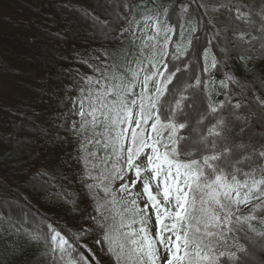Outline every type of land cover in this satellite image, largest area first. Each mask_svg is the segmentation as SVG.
<instances>
[{
  "label": "snow or ice",
  "instance_id": "1",
  "mask_svg": "<svg viewBox=\"0 0 264 264\" xmlns=\"http://www.w3.org/2000/svg\"><path fill=\"white\" fill-rule=\"evenodd\" d=\"M123 7L129 10L126 2ZM178 7L181 41L171 57L181 61L183 68L179 64L170 67L165 59L175 30L170 23L175 7L161 10L157 5L154 14L144 17L143 31L146 34L150 29L152 34L142 41L140 58L129 61L135 67L111 76L101 73L107 83L87 77V96L82 89L78 98V131L91 125L93 139L105 137L104 147L111 148L106 157L112 160L111 178L124 179L125 170L117 166L122 153L127 169L134 170V177L118 191L131 196V189L142 183L135 197L147 201L141 207L136 198L125 200L131 207L121 212L115 192L105 186L103 192L111 194L112 200L98 205L96 211L101 215V209L111 203L113 215L96 221L100 229L96 244L114 264H264V133L259 138L251 133L255 124L264 127V79L259 80V89L255 82H242L229 72L215 79V72L227 66L233 51L240 53L238 58L246 68L252 57L244 53L253 44H259L264 57V7L257 12L241 0H200L197 7L206 20L199 11H190L187 0ZM84 15L101 29L107 24L87 10ZM115 15L123 19L119 12ZM204 24L211 29L208 46L202 51L203 66L193 71L182 57L193 40L199 39L195 33ZM185 32L189 33L186 42ZM214 48L224 59L213 54ZM220 95L222 100L213 99ZM100 127L103 132L96 131ZM87 187L91 190L94 185ZM149 205L155 215L154 236L148 227ZM134 224L139 227L133 228ZM22 233L30 244L43 245L35 264H89L85 256H73L77 248H87L82 240L88 229L62 234L49 223L47 232L23 228Z\"/></svg>",
  "mask_w": 264,
  "mask_h": 264
},
{
  "label": "trees",
  "instance_id": "2",
  "mask_svg": "<svg viewBox=\"0 0 264 264\" xmlns=\"http://www.w3.org/2000/svg\"><path fill=\"white\" fill-rule=\"evenodd\" d=\"M125 2L128 11L123 7ZM182 2L185 0H156V5L152 0H0V264H35L43 245L30 244L22 229L47 232L49 223L62 234L88 229L87 238L82 240L87 248H77L73 256L83 255L89 264H114L96 244L100 234L96 221L112 216L109 210L113 205L107 203L101 215L96 209L112 200L111 194L105 196L103 192L107 186L116 194V208L123 211L122 193L118 191L122 180L111 178L112 160L106 161L111 148L104 147L105 137L93 139L91 125L88 130L78 131L81 118L73 115L72 103H78L82 89L87 96V77L107 83L101 73L111 76L126 67H135L129 61L140 58L136 33L143 28L144 17L154 14L157 5L161 10L168 5L175 7L170 21L175 30L165 59L170 67L179 64L183 68L181 61L171 57L180 42L176 13ZM187 2L190 11H199L207 19L197 7L200 0ZM241 2L257 12L264 7V0ZM85 10L107 21L106 26L101 29L84 15ZM116 12L123 19L117 20ZM123 28L129 31L123 33ZM210 31V26L202 25L195 33L199 39L193 40L182 57L193 71L198 65L203 66L202 51L208 46ZM213 54L224 59L218 49L214 48ZM239 54L230 53L227 66L215 72V79L219 81L229 72L242 82H255L259 89V80L264 79V57L259 44L244 53L252 57L247 68ZM12 76L19 82V91L16 87L11 94V87L3 84ZM213 99L222 100L223 95ZM87 119L90 121L91 117ZM251 133L259 138L264 127L255 124ZM97 139L100 143H96ZM93 152L95 156L91 155ZM125 160L126 154L122 153L117 166L126 172ZM88 184L94 187L90 190ZM17 229H21L19 235ZM238 235L242 237L243 233ZM248 235L258 240L252 233ZM240 242L247 244L243 239Z\"/></svg>",
  "mask_w": 264,
  "mask_h": 264
},
{
  "label": "rangeland",
  "instance_id": "3",
  "mask_svg": "<svg viewBox=\"0 0 264 264\" xmlns=\"http://www.w3.org/2000/svg\"><path fill=\"white\" fill-rule=\"evenodd\" d=\"M148 23L150 24L151 21H149ZM143 28H144V26H143ZM143 28L141 30H139L136 33V36H135L136 46L139 47L140 50L143 47L142 41L146 40V34L147 35H151L152 34L150 29H148L147 30V33L145 34V31H143L144 30ZM188 35H189V33L188 32H185L183 40H186L188 38ZM180 41H181V36H180ZM144 53L146 55H149V50L148 49H145V52ZM3 85H5V86L9 85V89L11 87V89H10L11 94H12V92H15V88L16 87H18L16 89V92L19 91V86H18L19 85V82L17 80H15V76H12V78L10 80L6 81ZM72 110H73V115L74 116L81 118L77 114L78 111H79V107H78V103L76 101H73V103H72ZM101 119H102V117H101ZM97 129H99L101 132H103V128L102 127L97 128ZM125 143H127V141H125ZM143 159H144V157L142 156L140 158V160L136 161V163H140ZM142 175H148V174L147 173H142ZM133 177H134V170H128L127 169L126 172H125V175H124V179L122 180V183L121 184L126 183V182H129ZM141 190H142V183H138L134 188L131 189V192L133 193V195L130 196L127 192L122 193V196H121L122 203L125 200H129L130 201L131 199L136 198L137 199V203L141 207H143V205L147 202L146 201V198H143L142 196L141 197H135V193L141 192ZM153 191H155V188L154 187H153ZM158 198L162 201V197H158ZM124 206L125 207H131L130 204H128V205H125L124 204ZM149 216H150V220H149V223H148V227H149L152 235L154 236L155 235V232H156L155 215L152 212L150 205H149ZM138 227H139L138 224H134L133 225V228H138ZM161 253L163 254V250L162 249H161Z\"/></svg>",
  "mask_w": 264,
  "mask_h": 264
}]
</instances>
